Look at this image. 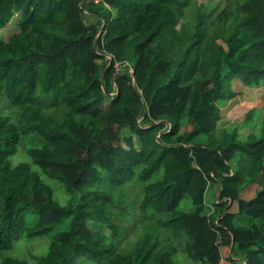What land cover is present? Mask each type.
<instances>
[{
	"label": "trees",
	"instance_id": "1",
	"mask_svg": "<svg viewBox=\"0 0 264 264\" xmlns=\"http://www.w3.org/2000/svg\"><path fill=\"white\" fill-rule=\"evenodd\" d=\"M193 1L0 0V264H179L164 233L192 264H264V123L215 133L233 82L264 85V0L184 23Z\"/></svg>",
	"mask_w": 264,
	"mask_h": 264
},
{
	"label": "rangeland",
	"instance_id": "2",
	"mask_svg": "<svg viewBox=\"0 0 264 264\" xmlns=\"http://www.w3.org/2000/svg\"><path fill=\"white\" fill-rule=\"evenodd\" d=\"M237 1L238 0H236V2ZM227 5L228 3L226 0H194L191 8L186 11V16L182 22L185 23V21L193 19L198 11V7H203L208 15L212 13V19L215 20L216 17L227 7ZM235 7L236 3L233 6V10ZM90 22L91 20H88V23ZM233 22L234 20L230 19L229 24H232ZM9 27L11 26H8L7 29H9ZM98 64L104 65L105 60H99ZM232 90L237 92L238 95L234 100L219 104V121L217 123L215 133L220 136L223 131L231 132L233 130H238L243 138H246L253 130L256 132L264 123V85L261 87H247L243 82L237 80L232 83ZM249 115H252V118L247 119ZM252 127H254V129ZM199 142L207 143L208 141L205 136H201L199 138ZM22 152L23 151L19 150V154L16 156V162H29L30 160ZM258 189V185L251 183L246 186L244 191L241 192V197L251 199L254 197ZM216 192H218V188L212 186L207 194L206 213H210L211 211L213 212L211 206L212 202L216 199L213 195ZM181 209L184 211H190L192 209V205L188 201H184L181 205ZM139 222L141 221L138 217L136 221L131 220L121 224L124 227V238L120 245H118L119 250H128V248L135 243L137 238H139V234L143 228L142 224H138ZM134 224L136 226H134ZM106 232L109 235L112 233L109 229ZM162 239V245L178 248L179 256L176 259L179 264H192V261H190L186 255L181 252L183 244L180 245L179 240L175 239L171 233H164L162 235ZM46 244V240H37L27 246L19 242L16 244L15 252L11 253V255H18L21 258L30 259L31 254L36 255L42 252L45 249ZM230 255L231 253L229 249H223L222 264H229L228 257Z\"/></svg>",
	"mask_w": 264,
	"mask_h": 264
},
{
	"label": "built area",
	"instance_id": "3",
	"mask_svg": "<svg viewBox=\"0 0 264 264\" xmlns=\"http://www.w3.org/2000/svg\"><path fill=\"white\" fill-rule=\"evenodd\" d=\"M96 2H100V0H96Z\"/></svg>",
	"mask_w": 264,
	"mask_h": 264
}]
</instances>
